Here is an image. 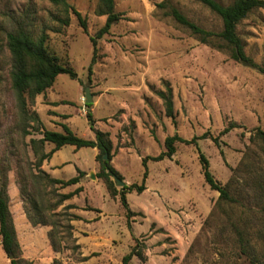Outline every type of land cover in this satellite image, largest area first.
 <instances>
[{
    "label": "rangeland",
    "instance_id": "rangeland-1",
    "mask_svg": "<svg viewBox=\"0 0 264 264\" xmlns=\"http://www.w3.org/2000/svg\"><path fill=\"white\" fill-rule=\"evenodd\" d=\"M67 1L85 19L86 32L71 11L69 24L62 25L66 13L51 0H0V188L6 186L20 247L18 264H53L54 260L122 264L134 234L145 261L133 257L129 264H264V141L256 134V129L264 128V74L232 60L223 49L201 43L169 14L176 8L203 29L220 31V18L197 0H114V11L123 18L97 39L91 64L90 37L104 25L106 15L97 13L99 0ZM18 29L33 37L45 33L48 50L75 71L76 78L59 74L44 93L64 100L57 108L67 112L69 119L62 125L70 126L77 136L94 139L87 112L102 131L104 118L123 112L117 109L121 103L138 115L152 111L159 123V129L154 123L150 129L156 142L143 145L138 156L159 154L166 135L191 139L208 133L197 140V147L176 142L171 159L148 161V190L126 193L129 207L138 210L130 221L134 229L127 227L119 199L109 196L102 182L95 183L96 174L86 178L85 193L73 204L76 208H65L66 201L56 205L59 195L75 185L61 189L50 184L37 166L41 153L49 148L44 144L35 149L30 139L40 138L41 129L58 125L48 121L51 113L36 100L28 101L22 111L11 87L7 33ZM237 32L246 54L264 68V8L252 10L239 22ZM167 82L172 89L174 125L155 94L165 90ZM87 86L98 100L95 105L84 103ZM42 101L47 103L45 97ZM31 113L43 119L42 125L30 118ZM133 128L131 120L120 128L119 135H126L124 144L133 143ZM210 136L218 137V145ZM197 148L208 158L214 178L227 187L230 200L218 199L219 193L204 181ZM132 154L136 156L133 150ZM59 155L85 168L94 163L91 147L74 151L64 145ZM73 172V166H66L61 176L67 179ZM117 172L140 184V158L119 165ZM87 200L103 209L96 232L111 238L88 256L74 236L75 222L81 218L70 220L75 210L89 209ZM42 218L47 225L30 221ZM0 264H10L1 244Z\"/></svg>",
    "mask_w": 264,
    "mask_h": 264
},
{
    "label": "trees",
    "instance_id": "trees-1",
    "mask_svg": "<svg viewBox=\"0 0 264 264\" xmlns=\"http://www.w3.org/2000/svg\"><path fill=\"white\" fill-rule=\"evenodd\" d=\"M51 1L55 4L61 5L63 11L66 13V17L60 19L62 25L66 26L69 24L68 12L71 11L76 16L77 21L84 32L87 31L85 19L79 11L68 3L67 0ZM197 1L206 6L211 12L220 18L222 25L220 31L215 32L203 29L194 22L190 21L176 8H172L169 14L178 24L186 27L201 43L218 49H223L232 60L244 66L256 69L260 73L264 74V68L258 65L249 55L246 54L244 50V43L237 32V25L239 22L245 19L252 10L256 8H264V0H232L231 3L226 5L218 2L217 0ZM99 6L100 7L97 13L100 15H106V19L104 25L90 37V41L92 42L94 48L91 64L95 62L97 39L107 34L111 26L123 18V14L114 11V0H99ZM45 42V33H41L38 37H33L30 33L22 29L7 33V47L12 57V66L10 70L11 87L22 111L26 110L25 108L27 107L28 101L33 102L37 95L43 94L48 88L52 87L59 74H67L71 78H76L75 71L68 65V63L61 62L56 55L52 54L48 50ZM91 73L92 70L90 65L89 74ZM155 94L162 100L165 116L170 118L171 123L174 125L176 121L171 86L167 82L165 90H155ZM62 116L67 117L66 115ZM86 116L90 129L94 133V139L79 137L66 125H62V132L41 129L40 138L30 139L31 145L35 149L38 145H44L46 143L53 144V148L50 151L41 153L37 166L40 167L45 159H48L53 152L60 149L64 145H72L75 146L76 149L81 147L96 148L98 153L95 160L99 165V171L96 173V177L101 179L109 196L113 198L116 196L119 197L120 204L125 211L126 224L129 229H131V218L136 213L130 209L126 201V193L129 191L141 193L146 189L145 179L148 176V161L156 162L166 158L171 159L176 151V142L194 144L197 147V140L204 139L208 136V133H202L199 136H193L191 139H185L177 133L167 135L163 142L164 149L159 154L154 156L145 155L141 157V164L143 166L141 183H131L129 185L124 184L122 187H117L113 177H118L121 180H123V178L110 163L113 156V145L109 139V134L95 128V122L89 112L86 113ZM30 118L42 125L37 113H31ZM226 131H228V127L223 130V132ZM256 134L264 141V128L256 129ZM210 138L216 145H218V137L210 136ZM197 152L201 165V173L206 184L211 190H215L219 193L218 199L230 200L231 196L227 187L219 183L214 178L206 155L201 152L199 148H197ZM105 155H107L106 159H104ZM76 171V176L67 180H62L52 178L45 171L41 170L50 184L57 185L61 189L71 185H77L81 182V179L86 173L78 168ZM82 191L83 187L78 186L72 191L61 193L56 205L71 199ZM65 208L70 209L76 207L73 204H67L65 205ZM92 210L99 211L97 209ZM74 219H79V217L75 214H71L70 220ZM30 221L33 225L48 224V221L43 218L40 221L34 219H30ZM133 240V245L122 257V264H129L133 257H137L141 261H145L140 248L141 243L139 239L133 238ZM0 244L8 257L13 256V259L10 260V264H18L20 247L16 238L12 216L8 207V195L6 193L5 185L0 188ZM58 263L59 262L57 260H54L53 262V264Z\"/></svg>",
    "mask_w": 264,
    "mask_h": 264
},
{
    "label": "crops",
    "instance_id": "crops-1",
    "mask_svg": "<svg viewBox=\"0 0 264 264\" xmlns=\"http://www.w3.org/2000/svg\"><path fill=\"white\" fill-rule=\"evenodd\" d=\"M93 96V95H92ZM43 97L47 100V103H44L42 101ZM35 102L37 104L43 105L46 111H49L51 114L47 115L48 121L52 122L54 125L55 123L60 127L62 124H66L64 122H67L69 119V114L67 112L59 111L58 106L63 103V99L61 98H56V96L51 92H46L43 94H39L35 97ZM94 105L97 103V98L93 99ZM124 103H121L117 109H121L123 112L114 118L113 116L115 113L107 116L104 118V125L105 128L102 129L103 132H107L109 134V139L112 142L113 145V156L111 158V165L113 168L117 171L118 166L122 165L123 163L129 162L131 159L136 158L141 160L142 156L137 155V150L140 149L141 147L144 146H149L152 145L156 142L154 137L151 135L150 129H153L152 124L154 123L157 126V129H159V123L154 117V114L150 110H144L142 115L135 114L134 112H129L128 109H126ZM38 111V110H37ZM53 113V114H52ZM62 115H66L67 117H63ZM41 122H43V119L39 117ZM131 120L133 122L134 128L132 130V139L133 143L132 144H124L125 142V136L123 132L119 135V130L120 128L127 124ZM94 126L95 128L97 127V121H94ZM58 127L50 128V130L57 131ZM68 128L73 132L72 128L68 126ZM49 130V128H45ZM63 131V130H62ZM61 131V132H62ZM156 132V131H155ZM74 133V132H73ZM157 133V132H156ZM75 134V133H74ZM167 136V135H166ZM163 137V142L164 138ZM141 146L139 147V145ZM46 146L51 150L53 148L52 143H46ZM72 146V145H71ZM74 151H76L75 146H72ZM93 151V158H94V163L91 165L85 167H82L81 165L72 162L71 160H65L64 158L60 157V151L61 148L56 150L55 152L52 153V155L48 158L45 159L42 162L41 168L52 178H57V179H62V180H67L71 177H74L77 175L76 169H80L84 171L86 174L85 176L81 179V182L77 185H75L74 189L78 186L83 187V191L79 193L78 196H74L69 200H66L67 203L69 204H75L77 205V198L79 196L82 197V195L85 193V180L88 177V175L92 172L95 176V174L99 171V165L97 161L95 160V157L98 153V150L96 148H92ZM47 150V151H49ZM132 150L136 153V156L132 154ZM142 151V150H141ZM144 155V154H142ZM66 166H73L74 168V175L64 179L62 178V173L64 172V169ZM123 181L125 184L129 185L131 184L130 181L127 179L123 178ZM102 182L101 179L97 178L95 183ZM72 186V185H71ZM69 187V186H68ZM67 188V187H66ZM72 189V190H74ZM69 190V191H72ZM148 190V186L146 185V189L144 191ZM69 191H63V193H67ZM107 191V190H106ZM108 193V192H107ZM109 195V194H108ZM114 199H119L118 196L114 197ZM88 201V206L89 209H84L79 208L74 211L76 215H78L81 219L77 220L75 222V233L74 236L77 238V242L81 244V249L83 251V254H86V256L90 255V253L93 252L95 248L98 247L99 244L101 243H107L111 238L109 236H105L104 234H99L96 232V226L98 225L99 222L102 220L103 216V209L101 207L93 206L89 200ZM80 206V205H79ZM92 209H97L99 211H95ZM130 209L133 212H137V209ZM124 216H125V211H124ZM131 229H134V225L132 226ZM44 230V229H42ZM137 234H134L132 236V242L134 241L133 238H137Z\"/></svg>",
    "mask_w": 264,
    "mask_h": 264
},
{
    "label": "water",
    "instance_id": "water-1",
    "mask_svg": "<svg viewBox=\"0 0 264 264\" xmlns=\"http://www.w3.org/2000/svg\"><path fill=\"white\" fill-rule=\"evenodd\" d=\"M92 102H93V96H92V93L90 91V87L87 86L85 88V92H84V103L90 104ZM106 158H107V155L104 156V159H106ZM90 176H91V178H94V174L92 172L90 173ZM113 179H114L115 185L117 187L124 186L125 182L123 180L119 179L118 177H113ZM9 259L12 260L13 256H10Z\"/></svg>",
    "mask_w": 264,
    "mask_h": 264
}]
</instances>
